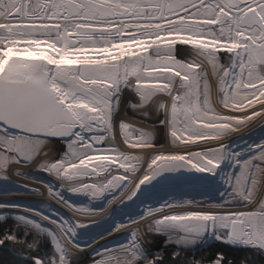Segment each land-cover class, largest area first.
Listing matches in <instances>:
<instances>
[{"label":"bare ground","instance_id":"obj_1","mask_svg":"<svg viewBox=\"0 0 264 264\" xmlns=\"http://www.w3.org/2000/svg\"><path fill=\"white\" fill-rule=\"evenodd\" d=\"M8 1L11 9H5L3 13L0 11V24L13 23L30 28L38 26L39 22L69 25L76 29L105 26L115 30L127 23L152 27L154 22L170 19L172 16L167 17L169 14L176 16L183 10L165 13V1L161 0L155 9L137 10L131 14H116L110 9L106 15L113 17L105 18L94 13L96 11L87 0H72L77 8L75 16L65 13L56 15L60 11L56 5L62 3L61 0L51 3L49 0H34L36 4H41L37 6L39 9L43 8L36 11L29 9L31 0H15L14 4H10L12 0H0V6ZM220 3L221 0H203L197 3V7L205 9V4L217 6ZM14 8L20 10L17 19L9 17ZM239 8L246 12L253 10L261 20V28H240V13L238 15L234 11ZM92 14H96V18ZM134 15L139 18L133 19ZM231 15L236 30L245 41V45L239 49L235 47L234 41L231 47L223 48L218 44L204 45L200 41L174 39L167 42L170 45L168 48L160 51L154 49V44L126 49L125 40L118 39L112 42L111 50H96L88 54H77V50H70L69 54H62L58 57L60 63H65L62 67L46 60L53 59L58 52L39 42L0 49V84L6 87L3 97L9 99L10 93L17 92V89L26 96L36 93L37 97L32 112L38 113L39 119L36 118V123H25L27 130H18L16 136L43 147L54 145V148L47 147L49 150L45 151V156L60 157L62 168L72 164L61 172L63 175L70 173L67 175L68 180L51 186L48 197H15V194H5L7 190L0 188V216L10 212L19 213L18 205L30 208L26 216L53 229L65 249L74 253V258L70 257L74 264H96L126 258L135 253L145 254L154 249V243H144L142 226L147 220L154 221V215H150L144 205L155 201L159 203L161 200H157L156 194L162 189L152 190L149 194H136L137 185L162 162L180 161L191 165L203 176L205 184L212 186L207 185L204 190L209 194L204 201L209 204L200 211L197 233L190 235L182 231L179 238H172L168 244L194 248L205 244L220 214L225 218L231 217L230 222L240 223L250 222L257 215L264 214V169L254 172L252 178L260 173L259 187L252 182L245 205L221 208L217 204L218 195L231 179V172L226 171L236 165L233 154L264 148V0L251 1L232 9ZM123 35L129 36L128 33ZM62 43H66L64 37ZM220 56L222 61L218 60ZM95 59L98 61L90 62ZM102 68H107V71L103 72ZM170 68L182 71L181 75L170 71ZM119 69L120 73L130 69L132 77L136 78L144 71L154 69V82L162 79L160 77L164 74L174 73L178 85L188 83L191 86L189 92L186 91L191 99L199 94L201 114L198 113L192 119L184 118L185 122L181 126L167 118L154 119V124H150L146 122L143 112L138 115L144 122L141 130L136 128L134 136L129 131L124 139L112 140L106 127L113 104L120 105L123 112L128 105L135 103L134 100H126L128 88L126 90L122 79L116 76ZM52 72L54 77L64 74L72 76L79 83L78 95L72 96L62 87L48 85L45 78ZM55 81L58 80L55 78ZM198 87L199 92L195 93L193 88ZM97 88L102 89L103 93H96ZM160 89L163 94L164 89ZM170 94L177 98L175 92ZM47 96L53 108L63 112L65 119H48L40 111L38 102ZM121 113L115 119L117 122L114 127L123 120ZM88 123L93 127L88 126ZM100 123L103 126L94 127ZM139 125L137 121L136 127ZM63 145L69 149L62 151ZM209 152L222 155L220 162L223 166L216 168L215 164L206 161ZM141 210L145 213L146 221H135L133 218ZM145 231L146 234L151 233Z\"/></svg>","mask_w":264,"mask_h":264},{"label":"rangeland","instance_id":"obj_2","mask_svg":"<svg viewBox=\"0 0 264 264\" xmlns=\"http://www.w3.org/2000/svg\"><path fill=\"white\" fill-rule=\"evenodd\" d=\"M38 1L41 2V0ZM51 1L53 0H49L48 2L51 3ZM65 1L66 0H61L63 3ZM87 1L90 2L91 6H93V10L96 11L94 13H99L102 16L104 15L103 17L105 18L113 17V15H106V12H109L110 9H112L116 14H120L122 12L131 14L136 13L137 10L142 11L144 9H155L161 4V0ZM164 1L166 6L173 0ZM239 1L245 5L251 1L261 0ZM199 2H203V0L191 3L189 6L185 7L182 12H178L179 14H176V16L172 15V13L169 14L167 17L172 16L170 19L166 18L164 21L154 22L152 27L142 25L141 23H127L123 27H116L117 29L115 30L108 29L105 26H98L97 28L104 29L105 33L96 35L79 34V29L86 27L76 29V27H71L69 25L62 26L55 23L39 22L37 23L38 26L34 28H30L27 25L21 26L13 23L0 24V49L4 50L8 46L12 45L24 47L27 42H39L42 45H49V47H52L58 52L53 59L46 60L54 66L57 65L62 67L65 63H60V61H58V57L62 54H69L70 50H77V54H88L93 51L96 52V50H111L112 42L118 39L125 40L124 48L126 49L130 47H143L145 45L154 44V49L157 51L168 48L170 45L167 42L172 39L178 41H200L204 45L218 44L219 47L223 48L231 47L234 44L233 41L235 42V47L238 49L245 45V41L243 39L244 37H242V35L236 30L237 28L234 26V17L231 15L232 9H230L222 0L217 6L214 4H205V9L197 7V3ZM14 3L15 0L10 2V4ZM38 5L41 4H36L34 0H31L29 9L32 11L34 9V11H36L39 9L37 7ZM56 7L54 8V12L56 11ZM116 7L122 8L123 11H116ZM7 8H10L9 1L4 2L0 6V11L3 13V11ZM14 9H12V11H14ZM39 10H43V8ZM184 10L186 12L183 13ZM234 11L238 15L240 13L238 22L246 13V11L241 10V8ZM92 17L96 18V14H92ZM137 18L139 17L134 15L133 19ZM100 19L103 18L100 17ZM61 26L64 28H61ZM124 33H128L129 36L125 37L123 35ZM63 37L66 41L65 45L62 43ZM219 58L218 60L222 61L221 56ZM95 61H98V59L90 60V62ZM53 65H51L52 68ZM48 67H50V65ZM102 69L103 72L107 71V68ZM170 69V71L173 72L174 69ZM47 70L50 71V69ZM113 71L112 73L114 74ZM129 71L130 69H128V72L120 73L121 69H119L116 72V76H119L118 78L122 79L124 87L126 86V90L128 88V99L126 100H134L135 103L133 105H128L123 112L120 105L115 106L113 104L112 113L109 114L110 120L108 122V127H106L109 132L108 135L112 140L116 138L124 139L128 136L129 131H131L130 134L134 136V130L136 128L141 130V124L144 122L138 117V115L143 112L146 122L150 124H154V119L167 118L170 119L172 123H180V125L185 122L184 118L189 117L192 119L200 113L199 110L201 104L199 103H201V98H199V94L196 98L191 99L186 94V91L189 92L188 88H191V86H189L188 83L184 86L178 85L179 82H176L177 78L173 77L174 73L170 72L167 73V75L164 74L160 77L162 79H156V82H154V77L152 76L154 69L144 71V73L137 76V78L132 77L133 75ZM175 72L177 74L180 73L179 75L182 73L180 70H176ZM55 78L58 81H55ZM45 81L52 87H62L72 96H77L79 93V90L77 89V86L79 87V83H76V81H74L72 76L69 74L54 77L52 72L47 78H45ZM57 82H60L61 85ZM154 83H156V86ZM161 87L164 89L163 94L161 93ZM5 89L6 87L3 84H0V179H3L0 181V188L7 190L5 194H15V197H48L47 195L51 192L49 191L51 186L59 184L60 181L64 182L68 180L67 175L70 173L68 172L63 175L61 172L62 169H69L72 164H67L69 168L65 169L64 167L67 165L63 168L61 167L60 157L45 156L44 153L46 150H49L48 148H51V146L54 148L56 146L47 144L45 145L46 147H43L38 144L36 145L35 143H30L26 139L22 140L16 136V132L18 131L15 129V126L14 129H11L9 124H7L10 116L8 112L9 109L5 107L8 103L9 107L12 104L10 103V100H7V98L2 95ZM193 90H196L195 93H198L199 87L196 89L193 88ZM172 91L176 93L177 98L173 94L169 95ZM96 93L101 94L103 92L96 91ZM120 113L122 114L121 116L123 117V120L119 121V123L116 124V127H114L115 122H117L115 119ZM65 118L66 117L63 115L59 119L63 120ZM137 121L140 123L138 127H136ZM172 123L171 125L174 126ZM89 125L90 124L88 123V126ZM90 126L93 127V125ZM95 126L101 127L103 125L100 123L95 124L94 127ZM115 135H118V137ZM132 136H130V138ZM62 148V151L69 149V147H65L64 145ZM232 157L233 160H236V165L226 171V173L231 172V179L229 180L227 186L218 195L220 198L218 199L217 204L221 208H234L235 206L245 205L247 203L246 196L252 182H255L257 184L256 187H259L258 184L261 176L259 173L258 176L256 175L257 177L255 176L252 178V176H254V172H262L264 169V148L247 151L245 153L243 152L239 155L233 154ZM206 158V161L210 162L212 165L215 164L217 166L216 168L223 166L220 162L222 161L223 156L220 154L209 152ZM161 164H163V162ZM148 174L151 175L152 173ZM148 174H146V177L138 183V193L136 194H140L139 187L141 183L148 178ZM207 185L204 181H199L186 186L155 188L154 192L155 190H163L156 194L157 200L161 201H159V203H156L155 201L152 204L144 205L148 208L146 210L150 212V215H154V221H146L144 218L146 217L145 213L142 210L137 213L135 218H133L135 221L139 222L146 221L143 222L145 225L142 226L144 228L142 231L145 233L144 243H154V249L147 251L145 254L135 253L126 258H120L114 261H101L96 264H152L154 258L165 250H172L176 252H194L215 241L236 245L228 238L230 221L222 214L218 215L215 219L212 232L205 244L195 248L190 247L189 245L177 246L168 244V241L172 238H179V233L182 231H186L185 234L190 233V235L197 233L196 229L198 228H196V226L199 225L201 219L200 211L203 210L205 205L209 204L208 201H204L205 198L209 197V194L207 195V192L204 191ZM211 189L213 188L211 187ZM151 191L143 192V194H149ZM56 204L57 203H55V205ZM18 207H20L19 213L10 212L8 214H2L0 216V222L10 220L16 223L17 226L21 227L24 234L29 233V230H31L34 234L36 233L49 240L51 245L49 257L39 256L34 259V262L36 264H74V261L70 260V257L74 258V253L72 252V254L70 251L65 249L63 243L61 242L62 240H60L55 231L46 225H41L38 220H30V218L26 216V212L30 208L22 205H18ZM147 216H149V213H147ZM242 225L244 229V239L242 243L238 245L253 247L264 253V214L257 215L250 222H242ZM145 229L151 233L146 234ZM139 241H141L140 238Z\"/></svg>","mask_w":264,"mask_h":264},{"label":"water","instance_id":"obj_3","mask_svg":"<svg viewBox=\"0 0 264 264\" xmlns=\"http://www.w3.org/2000/svg\"><path fill=\"white\" fill-rule=\"evenodd\" d=\"M200 0H186V1H178L173 0L170 1L164 8L165 13H171L175 11H180L184 9L185 7L189 6L191 3L198 2ZM230 9H235L243 5V3L239 0H222ZM58 8H60V11L56 12V15L65 13L66 15H76L77 14V8L76 3L70 1L67 3H58ZM118 12H122V8L116 7L115 9ZM19 15V10L15 9L11 13L12 18H16ZM238 26L240 28H247L251 29L254 27L261 28V20L257 16V14L253 10H248L243 17L239 20ZM79 34H90V35H96V34H104L105 30L102 28H80ZM99 92H102L103 90L100 88L96 89ZM9 103L6 105L5 108L9 109V120L7 124H9V127L11 129H15L18 131H22L25 129L24 125L25 123H36V118L39 119L38 113L35 114L32 112V108L36 106L34 102H37L36 93H32V95L26 96L24 93L19 92L17 89V92L10 93ZM9 102V101H8ZM38 104H40V111L42 112L50 119L57 118L59 119L64 114L60 109H54L52 106V102L50 97H46L42 101H39ZM12 106V107H11ZM31 109V111H29ZM12 111H15L14 114H12ZM18 114H22L21 117H17ZM25 114L28 116L25 118L23 116ZM27 130V129H25ZM203 181V176L199 173H197L191 165H189L185 161L180 162H170V163H163L157 168H155L151 174V176L143 181L139 187V193L148 192L151 190H154L155 188L159 187H167V186H186L195 182ZM264 204V199H263ZM227 220L231 221V217H228ZM228 238L229 240L238 245L241 244L244 239V229L243 225L240 222L232 221L230 222V228L228 230Z\"/></svg>","mask_w":264,"mask_h":264},{"label":"trees","instance_id":"obj_4","mask_svg":"<svg viewBox=\"0 0 264 264\" xmlns=\"http://www.w3.org/2000/svg\"><path fill=\"white\" fill-rule=\"evenodd\" d=\"M16 223L0 222V264H36L39 256L49 257L47 238L31 230L24 234ZM264 264V253L253 247L230 245L220 241L194 252L165 250L152 264Z\"/></svg>","mask_w":264,"mask_h":264},{"label":"built area","instance_id":"obj_5","mask_svg":"<svg viewBox=\"0 0 264 264\" xmlns=\"http://www.w3.org/2000/svg\"><path fill=\"white\" fill-rule=\"evenodd\" d=\"M71 1H72V0H71ZM67 2H70V1L66 0L64 3H67ZM62 3H63V2H62ZM14 10H15V9H14ZM11 11H12V10H11ZM12 12H13V11H12ZM12 12H11V13H12ZM11 13L9 14V17H10V18H12V17H11ZM19 16H20V10H19V15H18V17H19ZM18 17H16V18H12V19H17Z\"/></svg>","mask_w":264,"mask_h":264}]
</instances>
